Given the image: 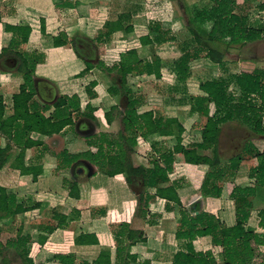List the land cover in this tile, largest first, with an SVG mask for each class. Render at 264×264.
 <instances>
[{
  "label": "crops",
  "instance_id": "crops-1",
  "mask_svg": "<svg viewBox=\"0 0 264 264\" xmlns=\"http://www.w3.org/2000/svg\"><path fill=\"white\" fill-rule=\"evenodd\" d=\"M262 2L264 4V0ZM174 7L177 6L170 0H121L120 3H110L109 0H0V54L12 39V33L6 30V26L30 27L31 34L24 45L39 46L37 54L43 57L36 65L34 84L43 80L55 90L53 102L43 99L38 101L41 105L52 103L45 115L54 111L53 104L59 97L77 96L81 112L90 113L85 109L89 104L95 120L74 116L73 127H76L80 118L85 121L80 122L79 126L83 130H89L90 126L95 127L97 118H101L102 132L114 134L120 129L118 116L113 113V122L107 124L105 114L117 107L112 102L121 95L111 96V88L106 89L104 79H109L100 70V62H105L103 59L109 51L123 49L137 38L135 28L132 32H126V27H141L144 29L143 34L145 30L147 34L150 28V38L157 41L151 45L139 46L137 54L146 61L160 59L161 79L154 75L141 76L147 77L149 82L145 83V80L131 75L128 76L126 85L133 92L135 85H132L129 78L136 83L144 82L142 87L147 94L146 104L144 105L140 95L133 94L139 101L138 112L152 111L158 117L176 119L184 129L181 144L189 147L201 142L202 127L198 122L199 115L190 109V98L204 95L199 89L201 82L191 84V78H196V75L201 77L208 64L211 66V73L216 74L220 67L206 59L201 68V61L197 60L194 61L195 67L191 64L190 77L185 82L178 81L174 64L181 52L177 42L171 39L181 30L183 23ZM41 24L45 29L44 34L41 32ZM115 24L120 29L113 30ZM60 32L65 33L69 41L83 40L86 45L83 52L79 55L72 44L54 48L53 37ZM7 57L15 59L14 66L17 70L19 58L8 53L1 54L0 59ZM3 75L0 97L6 108V116H10L12 96L19 92L23 82L17 86L12 85L8 75ZM215 78L216 75L208 80ZM92 82L96 83L92 89L95 96L89 98L87 88ZM119 82L117 79V87ZM57 89L59 94L56 95ZM9 91L11 95H8ZM37 95L36 92V100ZM102 103L107 109L98 117L96 113L101 111L99 107ZM73 127H67L60 134L48 137L33 134L32 138L44 143L43 147L26 150L23 160L16 165L15 159L19 151L15 147L11 149L10 157L0 169V188L14 194L17 203L26 210L13 219L1 221V241L5 243L16 239L18 235L28 238V258L35 264H59L54 260L56 254H71L75 257L76 264L92 263L100 254H104L111 264H115L114 233L121 223H128L131 229L140 231L143 237L142 242H137L129 250L136 257L131 264H172L174 255L183 250L182 242L175 237L180 220L178 207L156 197L149 202L148 210L143 214L139 212V196L148 194L153 197L154 189L144 188L138 183L128 184L123 175H103L95 165L84 159L74 162L67 169L62 167L59 157L61 152L67 151L73 155L89 150L86 141L89 136H75L77 133L74 134ZM229 137L236 138L234 133ZM5 143L0 133V148ZM175 145V136H150L145 145L135 148L134 163L151 167V161L159 158L161 153L171 151ZM19 165L40 170L41 174L34 180L32 174L21 173L16 168ZM85 165L91 168L90 176L86 172H77L78 168H85ZM257 165L256 158L245 159L233 177L223 183L219 198H205L201 195L200 188L207 167L185 163L183 157L177 155L173 171L168 176L169 182L162 187L177 183V193L181 200H186L187 208L191 209L189 205L192 204V208H197L199 212L213 214L227 227H233L236 224V203L230 197L232 188L254 186L255 181L249 177V173ZM71 189L73 195L70 194ZM252 201L249 225L257 227L259 212L264 209V188H257ZM83 235L95 236L97 244L78 243V238ZM194 248L199 252L209 251L212 244L208 237L200 238ZM214 258L218 264L222 263L220 253L215 254Z\"/></svg>",
  "mask_w": 264,
  "mask_h": 264
},
{
  "label": "trees",
  "instance_id": "trees-1",
  "mask_svg": "<svg viewBox=\"0 0 264 264\" xmlns=\"http://www.w3.org/2000/svg\"><path fill=\"white\" fill-rule=\"evenodd\" d=\"M170 1L181 7L187 16L185 28L190 36L182 42H177L176 36L171 39L177 42L181 52V56L174 64L179 82H185L190 77L191 64L194 61L208 59L225 70L224 65L232 51L263 38L264 26H252L248 15L238 13L236 0H203L208 7L195 11L189 9L186 0ZM113 28V30L120 29L116 24ZM134 28L137 31V38L131 42V47L126 50L113 49L103 59L105 62H100V66L109 75L116 72L117 79L120 80V86L109 90L111 96L122 95L127 100L124 111L115 106L105 114L107 124H111L112 115L117 111L120 129L114 134L99 133L87 138L89 150L85 152L73 155L67 151L61 152L59 157L63 163L62 167L67 169L74 162L84 159L95 165L103 175L109 177L123 175L128 184L138 183L144 188L154 189L153 197L148 194L139 196V212L143 214L147 212L149 202L156 197L178 207L180 220L175 237L182 242L183 250L174 255L172 264H218L214 258L217 253L222 255L220 264H264V209L259 212L257 227L249 225L252 199L257 188H264V70L255 69L253 72L232 74L228 79L201 82L199 89L204 95L190 98L191 110L205 120L201 127V142L184 147L181 144L184 129L180 123L176 119L158 117L152 111L139 113V101L126 87L127 78L131 75L138 77L154 75L155 78L161 79L160 59L146 61L140 59L137 54L139 46L151 45L157 41L150 38L152 29L149 28L147 34L145 30L143 34V28L128 26L124 31L132 32ZM6 30L12 33V39L1 54L12 53L19 58L17 71L23 79V84L19 92L12 96L10 116H6V108L0 97V133L6 141L4 147L0 148V169L10 157L13 147L19 151L15 165L23 160L26 150L43 147L42 141L32 138L33 134L47 137L60 134L65 128L74 126V116L95 120L89 104L85 109L90 113L81 112L77 96L59 97L53 104L54 111L48 116L45 115L51 107L46 104L41 105L35 99L36 90L33 81L36 65L43 57L31 56L19 51V48L28 42L31 28L6 26ZM41 32L43 34L45 32L43 24H41ZM73 41H69L65 33L60 32L53 37V47H63L72 44ZM79 41H74V49L80 55L81 49L76 44ZM230 85L234 86L235 91H229ZM95 86V82L89 84L87 88L89 98L95 96L92 92ZM230 123L245 127L249 132L246 131V135H243L245 141L240 144V150L229 159L223 160L219 150L221 127ZM153 135L175 136L176 145L171 151L161 153L159 158L151 161V167L135 165V148L145 145L146 139ZM177 155L182 156L185 163L208 168L200 188L201 195L205 198H219L223 183L233 177L245 159L258 160V165L249 173V177L255 181L254 186L232 188L230 197L236 203V224L233 227H227L213 214L199 212L197 208H187L186 200H181L177 193L179 189L177 183L162 187L169 182L168 176L173 171ZM16 168L23 174H32L34 180L41 174L40 170L31 167L27 169L19 165ZM25 210L17 203L14 194L0 188V224L2 220L13 219ZM205 237L210 239L212 249L196 251L194 244ZM114 241L115 264H131L136 257L129 253V250L137 242H142L143 237L140 231L131 229L128 223H121L114 233ZM28 242V238L18 235L16 239L3 243L0 229L2 263L10 264L4 252L11 249L20 258L22 264H35L28 258ZM77 242L88 245L97 244L98 241L95 236L83 235ZM54 260L59 264H76L75 257L71 254H56ZM79 264H111V262L104 254H100L92 263Z\"/></svg>",
  "mask_w": 264,
  "mask_h": 264
},
{
  "label": "rangeland",
  "instance_id": "rangeland-1",
  "mask_svg": "<svg viewBox=\"0 0 264 264\" xmlns=\"http://www.w3.org/2000/svg\"><path fill=\"white\" fill-rule=\"evenodd\" d=\"M109 1H110V3H113V1H115L117 3L121 2V0L120 1L109 0ZM186 1L188 3L189 9L191 11H195L196 9H201L203 7L204 8L208 7V4L206 2H203V1L201 2V0H186ZM236 1L238 4V8H237L238 13L248 15V17L250 19V24L252 26H254V25H263L264 26V4H263L262 0H253L252 2H250L251 0H236ZM174 9L176 11V14L179 15V17H181V20L183 23L181 30L179 32H177V34H175L177 36V42H182V41H184L190 37L189 33L187 32V30L185 28V26L187 24V16L185 15V13L181 7L177 6V7H174ZM120 10H122V8H120ZM114 12L116 13V11H114ZM74 41H75V39H74ZM74 41L72 43V46L74 45ZM129 47H131V43H128L127 46L125 48H123V50H126ZM19 51H21L22 53L27 54V55L35 56V55H38L37 53H39L40 50H39V46H37L35 44H28L27 46L22 45L19 48ZM200 61H201V68H203L206 59H201ZM89 63L91 64L92 62L89 61ZM192 65H193V67H195L196 66L195 62H193ZM224 66L226 67L225 70L219 68V69H217L216 74H215V73H211L212 70H211V68H209L211 66L208 64L207 67H204V71H203V74L201 73V77H198L196 75L195 76L196 78H193L194 76L191 78V81H190L191 84H198L200 82H203V81H206L210 78L215 77V75H216L215 79H220V78L228 79L230 77V75H232V74H239V73H243V72H247V71H254L255 69L264 70V32H263V38L261 40H259L258 42L249 43L239 50L232 51V54L229 55L228 61L226 62V64ZM99 68L104 74H106L108 76L109 80H105L103 78L105 85H106V89L117 87L115 85L116 84L115 82L117 81L118 76L115 73H112V75H109L103 69V67H101L100 65H99ZM2 69L8 70V71H3ZM218 71H220V72H218ZM3 74L8 75L9 83H11L12 85L17 86L23 82V79L18 74L17 70L12 69L11 71H9V69L6 66L0 65V87H1L2 83L4 82V75ZM139 79L143 80V81L145 80V83L149 82L147 80V77H139ZM128 80L132 83V85H135V86H133L134 87L132 90L133 92L130 91L131 94L132 95L133 94L134 95H140V97H142L143 103L145 105L146 104L145 99L147 97V94L145 93V91L143 90V87H142V83H144V82L136 83L135 80H133L131 78H129ZM136 85H140V86L136 87ZM118 86H120V85L118 84ZM126 87H127V85H126ZM56 91H57L56 95L59 94V89H57ZM229 91H235L233 85H230ZM8 95H11V91L8 92ZM7 98L9 99L8 96H7ZM40 100H41V98L38 96L37 101H40ZM112 103H114L112 105H115V103H116L118 109L121 108L122 110L123 109L125 110L126 106H127V100L122 95H121V97H116L115 101ZM45 104L50 106L52 103H49V104L45 103ZM103 105L104 104L102 103L99 107L101 111L96 113L98 115V117L101 116L102 111L107 109ZM144 109H146V108H144ZM190 109H191V103H190ZM114 113L117 114V111ZM78 120L79 121H78L76 127H73V130H72L74 132V134H75V132L77 133L75 136H77V135L79 137L89 136L86 138H90V137L92 138V137L98 135L99 133H103L102 132L103 129L100 126L101 118H97V121H96L97 126L94 123L95 127L90 126L89 130L88 129L83 130L79 126L80 122L85 121L84 119L79 118ZM195 122L196 121H194V123ZM198 122L202 126L204 124L205 120H204V118L200 117ZM190 123H192V122H190ZM78 126H79V128H78ZM221 128H222V132L220 135L219 150L222 154L223 160H226V159H229L230 157H232L234 154H236L237 151L240 150L239 149L240 144H242L245 141L243 135H246V131H248V130L245 127L238 126L236 123L225 124V125H222ZM234 129H235V131H234ZM231 133H234L236 138L231 139V137H229V135ZM247 138L248 137H246V139ZM234 147H236V149H234ZM206 169L208 170V168H206ZM189 207L191 209L195 208V207L192 208V204H190ZM11 252H12L11 249L4 252L6 260H8V262L10 264H22V261L20 260V258H18L13 252L12 253ZM2 259L3 258L0 257V264H3Z\"/></svg>",
  "mask_w": 264,
  "mask_h": 264
},
{
  "label": "flooded vegetation",
  "instance_id": "flooded-vegetation-1",
  "mask_svg": "<svg viewBox=\"0 0 264 264\" xmlns=\"http://www.w3.org/2000/svg\"><path fill=\"white\" fill-rule=\"evenodd\" d=\"M79 48L83 52V48L86 47L85 42L80 40L77 42ZM14 58H2L0 59V65L6 66L8 69H16L17 67L14 66ZM35 90L38 96L46 102H53L55 99V90L51 85H48L45 81L39 80L37 83L34 84ZM236 149V147H234Z\"/></svg>",
  "mask_w": 264,
  "mask_h": 264
},
{
  "label": "water",
  "instance_id": "water-1",
  "mask_svg": "<svg viewBox=\"0 0 264 264\" xmlns=\"http://www.w3.org/2000/svg\"><path fill=\"white\" fill-rule=\"evenodd\" d=\"M84 167H85V168H82V167H81V168H78V169H77V172H78L79 174H83L84 172H86V174H87L88 176H90V175H91V168H90V166H89V165H85ZM85 169H86L87 171H86Z\"/></svg>",
  "mask_w": 264,
  "mask_h": 264
}]
</instances>
